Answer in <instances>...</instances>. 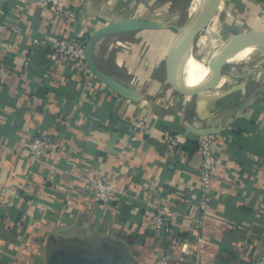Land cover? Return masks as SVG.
<instances>
[{"label":"crops","instance_id":"obj_1","mask_svg":"<svg viewBox=\"0 0 264 264\" xmlns=\"http://www.w3.org/2000/svg\"><path fill=\"white\" fill-rule=\"evenodd\" d=\"M196 1L69 0L73 16L51 17L0 0V264H154L161 254L171 264H254L264 254V51L231 57L200 87L171 81L168 49ZM128 17L168 21L97 47L100 68L134 97L50 59L57 38L88 41ZM237 38L264 40V0H219L181 70L204 74L199 52L212 58ZM140 118L152 128L132 141ZM208 128L218 167L205 193L196 130ZM168 133L179 139L171 149ZM43 134L53 148L35 160L29 143ZM98 178L118 188L105 208ZM164 205L169 234L152 225Z\"/></svg>","mask_w":264,"mask_h":264},{"label":"built area","instance_id":"obj_2","mask_svg":"<svg viewBox=\"0 0 264 264\" xmlns=\"http://www.w3.org/2000/svg\"><path fill=\"white\" fill-rule=\"evenodd\" d=\"M29 4H35L37 7L42 8L51 17L73 16V12L68 6L69 0H22L21 9ZM35 41H39V39ZM87 43L88 41L82 39L59 37L53 42L49 57L53 61L65 62L83 73H89L90 69L86 63ZM151 128V124L147 120L142 118L135 120L129 129L130 139L132 141L138 140L141 136L150 132ZM178 140L175 134L168 133L166 136L167 149L173 148ZM198 140L202 159L200 182L202 190L206 193L210 189L213 174L218 167L217 137L215 134L201 135ZM52 148L53 142L46 134L35 136L29 143L31 156L35 160L44 157ZM95 185V198L99 206L105 208L117 196L118 188L102 178L96 179ZM170 212V205L162 206L153 216V227L163 230L167 234L171 233L173 229L169 222ZM200 225V223H197V227H200ZM181 250L184 254L187 253L185 244L182 245ZM154 264H171V262L167 255L161 254ZM254 264H264V254Z\"/></svg>","mask_w":264,"mask_h":264},{"label":"water","instance_id":"obj_3","mask_svg":"<svg viewBox=\"0 0 264 264\" xmlns=\"http://www.w3.org/2000/svg\"><path fill=\"white\" fill-rule=\"evenodd\" d=\"M218 1L219 0H205L194 17L171 43L166 57L167 74L171 81L186 86L200 87L208 83L211 78L215 76L219 67L237 53L245 49L250 51H264V40L237 38L227 41L211 58L209 62V72L201 81L191 82L187 78L186 74L181 70V59L194 43L198 33L204 27ZM166 27H168V21L166 19L154 17H128L106 24L92 32L89 37L86 47V63L88 68L118 94L127 98L134 97V90L130 86L100 68L96 57L97 47L107 37L141 30H157ZM196 132L200 135H209L215 134L217 131L208 128L196 130Z\"/></svg>","mask_w":264,"mask_h":264},{"label":"rangeland","instance_id":"obj_4","mask_svg":"<svg viewBox=\"0 0 264 264\" xmlns=\"http://www.w3.org/2000/svg\"><path fill=\"white\" fill-rule=\"evenodd\" d=\"M203 1V0H202ZM197 2V1H196ZM202 3V2H201ZM202 5V4H201ZM201 5L199 4L198 6H200L201 7ZM198 6H197V8H198ZM199 7V8H200ZM199 8L197 9V10H192V12L193 13H196L198 10H199ZM195 15V14H194ZM194 17V16H193ZM192 17V18H193ZM190 18H191V16L189 17V20L187 21V24H188V22L190 21ZM191 18V19H192ZM186 23L185 24H182V25H180L179 26V28H178V30H177V35L185 28V26L187 25ZM185 25V26H184ZM179 32V33H178ZM176 35V36H177ZM133 37L132 35H125V36H118V37H112L109 41H108V43L109 44H119V43H121V45L125 42V41H127L129 38H131V37ZM125 44V43H124ZM120 45V44H119ZM128 45V44H127ZM197 57H198V59H202V58H205L206 60H208L210 57H211V55H210V53H209V51H203V52H199V54L197 55ZM233 59H235V58H233ZM232 59V60H233ZM210 61V60H209ZM118 75H120V76H122L123 78H124V74L122 73V72H118L117 73ZM127 78V77H126Z\"/></svg>","mask_w":264,"mask_h":264},{"label":"bare ground","instance_id":"obj_5","mask_svg":"<svg viewBox=\"0 0 264 264\" xmlns=\"http://www.w3.org/2000/svg\"><path fill=\"white\" fill-rule=\"evenodd\" d=\"M202 2V3H201ZM203 2H204V0L202 1V0H197V2L194 4V7L192 8L193 10H197L200 6H198L199 4L201 5V4H203ZM197 6H198V8H197ZM223 45V44H222ZM221 45V46H222ZM220 46V47H221ZM219 47V48H220ZM217 52V51H216ZM216 52L214 53V54H216ZM248 52H250V50H248V49H245V50H243V51H241V52H239V53H237L233 58H235V59H233V60H231V61H239V59L237 58L238 56H242V57H244L243 59H240V60H244L245 58H246V55L248 54ZM211 58H209L208 59V63H207V65L205 66V68H204V70H205V73L204 74H202V75H200V76H198V77H196V76H191V75H188V74H186V76H187V78L191 81V82H199V81H201L206 75H207V73L209 72V60H210Z\"/></svg>","mask_w":264,"mask_h":264},{"label":"trees","instance_id":"obj_6","mask_svg":"<svg viewBox=\"0 0 264 264\" xmlns=\"http://www.w3.org/2000/svg\"><path fill=\"white\" fill-rule=\"evenodd\" d=\"M196 142H197V144H198V146H199V140H197Z\"/></svg>","mask_w":264,"mask_h":264}]
</instances>
